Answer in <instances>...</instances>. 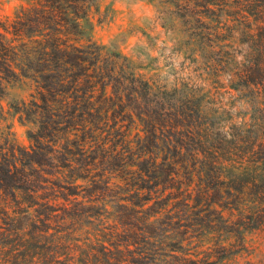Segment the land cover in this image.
I'll list each match as a JSON object with an SVG mask.
<instances>
[{
    "label": "trees",
    "instance_id": "16d2710c",
    "mask_svg": "<svg viewBox=\"0 0 264 264\" xmlns=\"http://www.w3.org/2000/svg\"><path fill=\"white\" fill-rule=\"evenodd\" d=\"M102 1L26 0L0 19V264L257 252L246 236L264 226V0H149L189 62L172 84L87 35ZM18 82L27 98L5 107Z\"/></svg>",
    "mask_w": 264,
    "mask_h": 264
},
{
    "label": "rangeland",
    "instance_id": "374dc122",
    "mask_svg": "<svg viewBox=\"0 0 264 264\" xmlns=\"http://www.w3.org/2000/svg\"><path fill=\"white\" fill-rule=\"evenodd\" d=\"M25 3L26 0H0V19H12L16 9ZM101 3L108 12L94 17L92 26L88 28L87 35L93 41L120 51L135 65L147 66L149 75L162 78L169 84L175 80L183 81L188 75L189 62L176 53L180 49L174 41L177 33L160 27V15L155 3L149 0H103ZM29 92L27 83L4 85L2 104L5 107L14 105L27 98ZM235 99L222 94L226 106L236 111L240 102ZM5 123L10 126L14 140L21 146H27L28 126L13 114L6 115ZM248 245L255 246L257 252L241 250L219 264H248V260L254 264L264 263V226L247 234L246 247Z\"/></svg>",
    "mask_w": 264,
    "mask_h": 264
}]
</instances>
